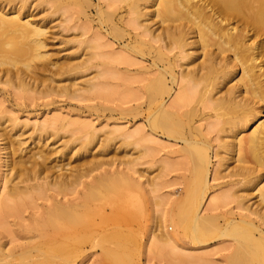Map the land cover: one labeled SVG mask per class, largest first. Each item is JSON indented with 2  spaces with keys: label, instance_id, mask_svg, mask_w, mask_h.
<instances>
[{
  "label": "rangeland",
  "instance_id": "rangeland-1",
  "mask_svg": "<svg viewBox=\"0 0 264 264\" xmlns=\"http://www.w3.org/2000/svg\"><path fill=\"white\" fill-rule=\"evenodd\" d=\"M23 2L27 4L25 7H22ZM63 5V0H0V6L5 9L22 7L23 14H30L31 20L45 26L43 40L46 42L45 50L48 54L44 59L34 60L36 70L33 71L37 73L36 76L31 70H27L28 78L33 79L32 83L29 80V84L35 87L26 86L27 89L20 86L18 79L7 83V75L0 70V205L8 200L10 205L4 215L5 220L3 216L5 223L1 220L0 241L5 248L17 247L18 250L21 249L20 246L23 248L25 245L33 246L47 241L48 244L34 251L39 253L48 249V256H51L48 264H227V257L233 249L218 243L224 238L211 235L206 243L199 248H193L197 245L191 242V238L177 231L174 215L186 194L185 186L191 174L186 169L189 160L182 154L186 153L180 151L182 143L176 146L174 140L161 136L159 131L151 130L147 120L149 109L144 103V82L141 81L144 73L125 72V65L119 64L118 59L114 60L117 57L111 55L113 51L121 50L119 48L122 45L110 37L105 38V33L98 29L97 20L77 14V10L73 8L70 14L64 12ZM96 11L97 8L92 7V16L95 17ZM97 32H100V37L95 35ZM93 36L97 41L93 40ZM94 41L100 44V50L104 53L96 49V55L91 54L94 52ZM91 45L92 48L89 49ZM174 52L170 53L172 57ZM134 62L136 64L131 69L135 71L143 66H150L151 59L137 57ZM18 64L20 67H16L17 69L10 65L14 75L24 66L23 63ZM62 64L65 69L61 67ZM108 68H112L111 73ZM114 68H117V72ZM177 68V71L181 69ZM131 98L137 99L129 102ZM48 121H56V124L50 126ZM45 122L49 125L45 129L47 132L37 126V123ZM201 122L207 129L209 125L206 126L205 122L208 121ZM211 129L210 136L209 131L208 134L205 133L208 137L204 136L215 144L214 154L218 151V155L215 156L212 151L211 156L213 163L218 164L222 155L227 159L230 154L226 155L225 149H222L225 143L221 141L226 136L223 137L221 132L216 137L217 129ZM252 129L250 126L247 131ZM203 134L200 136L205 139ZM12 136L21 143L18 150L20 155L26 158L42 151L54 174L72 173L77 176L73 178L75 182L66 190L67 193H58L55 191L57 188L54 189L56 186L53 188L50 185L53 189L44 190L42 194L34 191L32 196H22L25 198L23 204L18 203L20 201L15 198L8 199L11 185L5 179L6 151L2 148ZM225 140L227 139L224 142ZM216 143H223L222 148ZM165 158L175 163H188L184 164L185 168L176 169L180 165L178 163L174 169L168 167L166 171L163 169ZM226 159L227 163L222 168L218 167L217 171L222 172L216 173L217 179H212L213 174L210 177L211 184L215 185L211 194L229 192L228 201L224 202L221 209L228 213L227 216L230 212L232 217L239 216V213L248 214L247 206L256 198L247 202L244 200V203L237 202L236 196L239 192L242 193L239 190L242 185H230L228 182L241 178L242 175L233 173H241L235 167L242 164L233 158L227 159L229 161ZM34 182L48 184L46 181ZM34 182L29 183L34 185ZM26 184H21V187ZM57 193L58 199L78 198L81 204L78 207L81 220L79 226L77 225L78 230L76 233L69 231L73 234L65 232L67 238L65 235L63 237L56 234L44 222L48 215L46 212L58 200ZM221 223L224 221L221 220ZM162 231L172 235L178 232L179 242L177 241L173 249L160 247ZM56 235L60 237L56 238ZM55 240H66L73 247L59 251L50 248L56 243ZM107 248H110L109 252Z\"/></svg>",
  "mask_w": 264,
  "mask_h": 264
},
{
  "label": "bare ground",
  "instance_id": "bare-ground-1",
  "mask_svg": "<svg viewBox=\"0 0 264 264\" xmlns=\"http://www.w3.org/2000/svg\"><path fill=\"white\" fill-rule=\"evenodd\" d=\"M97 1L98 3L96 0H63L64 12L70 14L71 10L75 9L77 14L97 20L98 29L101 33H105L104 37H110L122 45L119 48L121 50L113 51L114 54L111 55L117 57L113 59H118L119 64L125 65V72L144 73L141 81L144 82L142 85L146 98L144 103L149 109H147L149 111L147 120L151 130L159 131L161 136L174 140L176 146L182 143L180 151L186 153L182 154L186 155L189 163L187 161L175 163L168 158L163 159V169L175 168L178 163L180 165L176 166V169L185 168L184 164L188 163L186 169L191 173L188 180L186 179L188 181L185 186L186 194L174 215L177 231L191 238V242L197 245L193 248H199L204 242L206 243V239L211 235L224 238L217 242L226 245L228 249H233L227 257V264H264V119L262 120L264 117V0ZM24 3L22 7L27 5ZM22 7L5 9L0 6V70L7 75V80L5 79L7 83L18 79L20 86L29 88L32 84H29L27 70H31L36 76L37 73L33 71L36 70L34 60L44 59L48 55L45 50L46 42L43 40L46 28L36 20H31L30 14L25 12L23 14ZM92 7L97 8L95 17L91 14ZM100 32L95 35L98 34L97 37H100ZM96 43L92 42L93 48L92 45L89 46L90 48L87 46L93 49L94 52L91 53L93 56L96 55H94L96 49L101 51L100 44ZM171 52H174L173 57L170 55ZM137 57L150 58V66H143L135 71L131 69L136 64L134 61ZM182 60L185 62L181 63ZM18 63H23L24 66L19 69L24 68L25 73L24 70L21 72L17 70L14 75L11 66L14 69L20 67ZM61 67L64 68L65 65ZM177 67L181 69L177 71ZM117 68H114L115 72ZM111 69L108 68L109 73L112 72ZM232 81L235 83L229 85ZM175 87L178 90H175ZM132 99L135 101L134 99L137 98H131L129 102H132ZM204 120L208 121L205 125L218 130L216 137L217 135L219 137L221 132L223 137L226 136L227 140L224 142L225 138L221 141L220 135V141L225 143L222 145L223 148L221 146L223 143L216 144L226 150H224L226 155L230 154L229 158L242 164L235 167L239 168L238 171L241 170V173L240 171L233 173L236 170L232 172L234 175H242L241 178L228 183L242 185V189L239 190L244 194L236 191L238 203L256 198L247 206L248 214L239 213V216L232 217L230 212L227 216L228 213H224L221 209L228 201L229 192L211 194L215 185L211 184L210 177L213 174L212 179L216 180V173L222 172L217 171L218 167L222 168L227 162L226 157L222 155L221 162L218 156L219 163L215 162L216 165L213 163L211 154L212 151L214 154L215 144L213 145L212 140L205 137L208 131L210 136L212 129H208L207 125L205 129L206 127L201 124ZM196 122L200 124L197 125ZM47 123L53 126L56 121ZM49 125L46 122L37 123L38 128L44 130ZM250 126L253 129L248 132ZM203 128L204 131L206 130L205 133ZM201 134L205 135L203 137L205 139L201 138ZM41 136L40 139L43 137ZM181 147L179 145V148ZM19 148L21 143L13 136L2 148L6 151L5 179L6 183L11 185L8 199L15 198L16 201H20L18 203L23 204L25 198L22 196L25 194L32 196L34 191L42 194L44 190L53 189L55 186L54 189L57 188L58 190L55 191L58 193H67L66 190H69V186L71 187L75 182L73 178H77L75 174L56 175L47 165L42 151L25 158L18 153ZM214 155L217 156L218 151ZM30 181H46L49 187L48 184L40 182L30 185ZM21 184L26 185L21 187ZM50 185L54 187L50 188ZM77 199L66 200L62 197L56 202L53 201L54 206L46 212L48 214L44 221L46 226L49 225L56 234L63 237L65 235L66 238L68 235L65 232L76 233L77 225L79 226L78 223L81 221L78 214V207H81V204ZM7 202L0 205V224L10 208ZM221 220L224 223H221ZM178 232L172 235L162 231L160 247L173 249L179 239ZM63 241L57 240L53 244L56 247L50 248L59 251L72 246L65 242L66 240ZM46 243L47 241L33 246L25 245L23 248L20 246L21 249L18 250L17 247L5 248L0 241V264H48V258L51 257L48 256L50 255L48 249L44 252L42 250L43 253L34 251L41 249ZM109 249H106L107 252L110 251Z\"/></svg>",
  "mask_w": 264,
  "mask_h": 264
}]
</instances>
